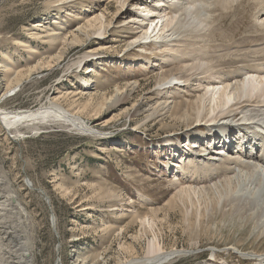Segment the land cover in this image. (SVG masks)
I'll list each match as a JSON object with an SVG mask.
<instances>
[{"label":"rangeland","instance_id":"374dc122","mask_svg":"<svg viewBox=\"0 0 264 264\" xmlns=\"http://www.w3.org/2000/svg\"><path fill=\"white\" fill-rule=\"evenodd\" d=\"M123 1L0 0V113L31 115L57 103L68 115H76L70 118L71 125L82 124L76 125L79 132H72L60 126H40L38 118L31 121L40 129L37 131L29 126L30 120L16 129L0 119V167L31 220L35 264H117L146 258L154 234L145 233L134 219L152 209L159 213L154 233L164 243V251L182 253L167 264H264L260 256L264 254V236L248 230L249 223L238 214L234 194L216 204L208 200L206 206V199L198 196L202 207L198 197L188 199L185 205L178 197L173 200L180 189L194 186L182 180L195 181L202 178L204 170L208 176L215 171L207 162L217 151H207V141L194 139L209 134L206 127L197 132L175 118L150 119L142 107L146 101L154 107L160 105L167 94L175 104L194 102L212 87H204L207 79L224 77L234 86L240 73L255 72L253 58L233 69L215 67L213 75L205 77L203 71L189 70L196 65L197 56L206 58L210 68L222 59L238 61L253 56L248 54L251 50L263 51L264 15L258 14L257 6L255 11L245 4H236V11L225 3L214 12L217 0H202L204 5H199L192 17H182L184 26L165 40L163 36L175 27L170 18L176 14L174 6L179 0H167L164 6L159 0H150L148 6L144 0H134L119 10ZM202 8L208 11L204 14ZM119 11V16L124 14L121 18L116 17ZM141 15H148V21L155 19L149 26L155 32L136 43L139 27L145 22L136 25L129 20ZM96 18L105 26L97 24L98 29H91L88 22ZM200 21L205 23L198 25ZM73 35L78 37L74 42ZM169 47L174 52L170 53ZM181 76L178 89L171 90L173 79ZM135 83L137 88L127 91ZM255 83L260 84L259 80ZM222 87L225 85H217V89ZM118 88L124 90L120 96L124 102L116 105ZM232 98L225 112L243 102H238V92ZM222 115L221 110L215 111L214 122L206 120L202 126L244 123L237 122L241 117L233 122V117L223 120ZM226 115H231L230 111ZM257 122H251L252 127H257ZM187 132L195 134L189 139ZM263 140L258 138L260 146ZM233 142L234 154L220 156L216 173L233 159H243L237 139ZM193 145L199 146L192 149L196 153L189 151ZM205 148L207 152L198 157L199 149ZM177 151L182 156H175ZM192 154L201 172H194ZM171 201L178 207L170 206ZM128 248L133 253H128Z\"/></svg>","mask_w":264,"mask_h":264},{"label":"bare ground","instance_id":"6f19581e","mask_svg":"<svg viewBox=\"0 0 264 264\" xmlns=\"http://www.w3.org/2000/svg\"><path fill=\"white\" fill-rule=\"evenodd\" d=\"M132 1H134V0H124L122 2L121 8L119 10L123 9L125 5H128V3H131ZM149 2H150V0H144V4L147 6H148ZM166 2H167V0H159V3H161V6H164V4ZM203 3H202V0H179V2L177 4H175V6H174V8H176V9H174L176 14H174V17L170 18L171 21H173L175 23V27L173 29H171L169 32H167L169 34H166L165 36H163V39L166 40L170 37H174V35H176L177 31L179 30L178 27L182 28L184 26L183 23H184L185 19L183 21L182 17H185V18L192 17L196 13L195 9H197L199 7V5H200V7L203 6L204 5ZM225 3L231 4V7H230L231 9L233 7H235L236 4L242 5V6H243V4H245L244 7L248 8L249 10L254 9L256 11L255 6H257L258 7L257 8L258 14L264 15V0H252V1L251 0H217L214 3V12L217 11L216 7L217 8L218 7H220V8L224 7ZM257 3H258V5H256ZM144 4H142V5H144ZM138 5L136 4L135 8L138 9V11H139L140 8ZM155 9H152V10H155ZM233 9H235V8H233ZM165 11H167V10H165ZM203 11H205V12L208 11V8L207 9L202 8V13H204ZM150 14L151 13L149 12V15ZM119 15H120V11L116 14V17H118ZM123 15L124 14H121V16H119V18H121ZM157 15L160 16V14H157ZM102 18H104V16H102ZM134 18H142L143 20L135 19L138 21V22H136V21H134ZM156 18H158V17H156ZM196 20H198L197 17H196ZM133 22L136 25H138L142 22H145L144 27H141V26L139 27L140 34L138 37H136V39H137L136 43H138V40H141L143 37H147L149 35V32H151L150 31L151 28L149 26L152 22L153 23L155 22V19H151L148 21V15H141L140 17H136V16L134 17L133 16L130 18L129 23H133ZM173 22L171 23V25L174 24ZM204 23H205V21H200V22H198V25H203ZM97 24H99L100 28L105 26L104 23L102 22L101 18H96L94 21L88 22V25L91 29L93 27L97 28ZM109 25H110V23H109ZM81 30H83V29H81ZM154 30L151 32L150 37L155 32ZM98 31H101V30H98ZM196 31H200V30H194L195 33H196ZM194 32H191V33H194ZM73 38L74 39L72 40V42H74V41H76V39H78V37L76 38L75 35H73ZM257 38H255V39L257 40ZM192 40H193V38H192ZM261 40H262V38H261ZM66 41H68V40H66ZM83 43H85V42H83ZM241 43L245 44L244 42H241ZM75 45H76V43H75ZM168 49H169V52L170 51L174 52L173 47H169ZM261 53L263 54L264 50L263 51H258V50L256 51L254 49V50H251L248 52V54L253 55V56L247 55L249 58L247 56L244 59L241 57L242 59L238 60V61H231V60L227 61V60L222 59V60L217 61L215 66L211 65L210 68L207 65L208 62H205V60H204L206 58L203 57L204 58L203 59V58H199L200 56H197L196 57V60H197L196 65L194 64V66L191 67V70H189V71L195 70L196 71L195 73H197L199 71L200 72L203 71L204 77L206 76L205 74L213 75V68H215V67H224L225 66L224 67L225 69H228L226 67H229V69H231V68L233 69V68H236V66L239 64H247L248 63L247 59H250V58H253L252 60H254L255 66L257 69L255 72H245L243 74H241L239 71L235 72V73H240V74L236 77L237 81H236L234 86H230L229 85L230 81L225 80L224 77H221V78L216 77L214 80L213 79H207L205 81V83H206L205 86H204V84H203V86L205 88L208 85H209V87L210 86H212V87L208 88L209 89L208 92H206L204 95L200 96L198 98V100H196L194 102L187 101L185 103L183 102L182 104H175V102L173 101V97H171L170 94H167V96L163 97V102L161 100L160 105H157L158 104L157 103L156 104L157 106L154 107V106H151L150 103H147V101H146L142 104V107L145 108V113H148V116H146V117L150 118V119L156 118V119H160V121H164L166 119L165 117L175 118L174 120H179L180 123L187 124L186 127L188 128V130L193 129V131H197V130H200V129L206 127L205 129H207L209 131V134L204 135L203 137H201L202 135H198L194 139L197 140V138H202L200 140L201 142L207 141L208 142L207 151L210 150V148H213V150L217 151V153L216 152L211 153V157L208 158L209 161L207 162V163H210V165H212V167H213L212 169L215 171H217L216 170L217 169L216 168V166H217L216 162H218L222 159V157H220V153L228 152V155H230L231 153L234 154V150L232 152V149L235 145V142H233V139L234 138L237 139L238 146H236V147H239V151H240L239 154H240V156H242L241 158H243V159H233L232 158L233 161L231 163L230 162L227 163L229 165H228V167H225V169H223L224 171L222 170L223 172L218 170L220 173L219 172L216 173L215 171L213 173H211V171H212L211 170V171H209L211 173V175L208 176V175H206L207 170L206 171L202 170L203 175L201 176L202 177L201 179L198 178L195 181H192V179H191V181H190V179L189 180L188 179L182 180L183 183H188L191 186L203 185V184H206V185H204V187H201L198 189H197V187H194V186L190 187L188 185L189 188H185L182 190L180 189L177 196L173 200H175L178 197L177 200L181 201V203H183V205H185V203H188V201H187L188 199H193V197L196 198L198 196H203V198L206 199V200H204V205L206 206L209 204L208 200H210L211 203L216 204V202H218V200H221L223 198L230 196L231 194H234V196L237 198V201H238V203H237L238 214H240L244 218V221L249 223V227H247L248 230H249V228H251L253 233H255L256 235L264 236V145L260 146L257 142L259 137H260L261 141L264 138V135H260L261 133H263L262 131H264V55L259 56V54H261ZM201 56H203V55L201 54ZM60 59L61 58H59V60ZM215 60H216V58H215ZM182 61H185V59ZM257 63H258V65H257ZM250 64H252V63H250ZM204 65H206V67ZM89 71H91V70H89ZM188 72H187V74H188ZM254 73H259V74H261L260 76H262V77L252 76V75H254ZM246 74L250 75V76L245 81H243V79L247 76ZM192 75H194V74H192ZM182 76L180 78L175 77L173 79L172 84L174 85V87L171 90L175 91L176 89H178L177 88V86H178L177 82H180V80H183ZM164 80H162L161 82H163ZM256 80H259V83H260L259 85L255 83ZM221 84H223V86L225 85V87H222L221 90L217 89V85H221ZM137 86H138L137 83L131 84L127 87V91H129L128 89L133 91L134 89L137 88ZM215 89H217V90H215ZM197 92H199V90H197ZM236 92H238L241 96V99L238 102H240V101H243V102H241L240 106L235 104V106H232L233 109L225 112V110H227V108L229 109V106L232 103V99H233L232 96H234V94ZM171 93L173 94L174 92L171 91ZM117 94H118V99L114 102L116 105L124 102V100L121 99L122 97L120 98V96H122L124 94V90L122 91L121 88H118ZM209 94H210V100L208 101V100H206V96ZM230 94H231V96H230ZM217 96H220V97H217ZM63 99H64V97H63ZM159 102H160V100H159ZM244 106L247 108H245ZM252 107H256V108H258V110L252 112L249 109ZM218 110L222 111V113H223L222 116H224L223 120H228L231 117H233L232 121L235 122V120H237L239 117H241V119L238 120L237 122L244 120V123H242L241 125H236V126L227 125L225 127L226 129L224 130V132H223V130L221 131L222 132L221 137L219 136L218 138H213V135H212V138H210V134L214 130L213 129L210 130L211 127L210 126L208 127V125L207 126H202V125L206 122V120L210 124H211V122H214L211 119L212 114ZM64 111L65 110L63 109V107L60 104L54 103L53 106L38 109L36 112H34L31 115H14V114H8L5 112H2V113H0V119L4 122V124L8 128H11V127L14 128L17 125H21L22 123H25V121H27V120L28 121L30 120V122L31 121L33 122V121H39L41 119L40 124H38L40 126L41 125H44V126H60L62 128H65V129H70L72 132H79L76 125L82 127V124L80 122H78V123L75 122V123H72V125H71V120H70L71 117L74 118V117H76V115L71 116V115H68L67 113H65ZM229 111H230L231 115H226L227 113H229ZM43 117H45V118L42 120ZM38 118H40V119H38ZM209 119H210V121H208ZM253 121H258L257 122L258 124L256 125L258 128L252 127L251 122H253ZM32 122L30 123L31 125H29V126H32ZM69 125H71V126H69ZM36 126L37 125H34L32 127L38 128V126L37 127ZM16 129H17V127H16ZM36 130L39 131L40 129L38 128ZM81 130H83V128ZM194 134L195 133H193V132H187V136H189V139H190V137H193ZM263 144H264V140H263ZM196 145L191 146L190 147L191 149L189 151H192V153L193 152L196 153L197 151L192 150V149L196 148ZM220 145H223V149H221L222 151H218V148H220ZM207 151H206V148L205 149H199L200 153H199V155L197 154L198 157L203 156L205 154V152H207ZM177 152L178 153L175 152L176 153L175 156L176 155L179 156L181 154L179 151H177ZM256 152H257L259 157H255V155H257ZM186 154L187 153L184 152L183 156H185ZM193 155H195V154H192L191 157L193 158V161H194L193 163H195V164H191V166L193 165V169L195 170L194 172H199V171L201 172V168H200L199 164H197V161H198L197 157H195ZM180 156H182V155H180ZM202 173H200V174H202ZM224 174H226V176L223 177ZM198 177H199V174H198ZM28 184H29V186H31L30 182ZM207 184H210V185L207 186ZM200 198L201 197H198L197 202L201 206ZM231 199H233V198H231ZM177 200H176V202H177ZM191 201H192V203L196 202V201L194 202L193 200H191ZM176 202L171 201L170 203L172 205H170V206H172V207L174 206L175 208L178 207V203H176ZM193 206H194V204H193ZM158 214L159 213L154 212V210L152 209L148 215H145L144 217L141 216V218L138 216L134 219L136 222L137 221L140 222V224L142 226V230L145 233H147L149 231V232L154 234L152 240L149 241V243H148L146 258H143V259L134 258L131 260H123V261H119L117 264H167L171 260L176 259L177 257H179L182 254L177 249L172 250L173 252H170V253H167L166 251H164L165 250L164 249V247H165L164 243H162L161 240H159L160 237L157 234H155L157 225L155 224L154 221H155V219L159 218ZM31 228H32L31 220L29 218V215H28L26 208L20 202V200H19L16 192L14 191L11 183L9 182L6 174L3 172L2 168L0 167V264H35L34 245H33L32 239H31V231H32ZM243 233H247L245 231V229H244ZM259 244H261V243H259ZM262 244H264V243H262ZM255 250L259 251V249H255ZM126 251L128 253H131V252L133 253V251L129 248L126 249ZM260 256L264 257V254L260 255ZM260 264H262V263H260Z\"/></svg>","mask_w":264,"mask_h":264}]
</instances>
